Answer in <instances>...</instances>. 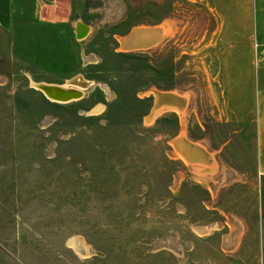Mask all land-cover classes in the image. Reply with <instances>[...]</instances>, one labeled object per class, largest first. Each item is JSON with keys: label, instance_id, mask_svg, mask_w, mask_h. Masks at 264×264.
<instances>
[{"label": "rangeland", "instance_id": "374dc122", "mask_svg": "<svg viewBox=\"0 0 264 264\" xmlns=\"http://www.w3.org/2000/svg\"><path fill=\"white\" fill-rule=\"evenodd\" d=\"M13 4L0 24V264H257L264 220L255 191L235 184L264 177L221 179L218 164L208 177L173 141L184 135L197 153L202 136L216 146L218 130L227 134L218 118L233 91L248 107L264 32L232 30L202 0ZM167 21L175 32L156 46L120 48L133 28ZM78 75L94 84L68 102L34 84ZM153 86L186 93L185 114L166 108L147 122L155 96L142 92Z\"/></svg>", "mask_w": 264, "mask_h": 264}, {"label": "crops", "instance_id": "0c3cea01", "mask_svg": "<svg viewBox=\"0 0 264 264\" xmlns=\"http://www.w3.org/2000/svg\"><path fill=\"white\" fill-rule=\"evenodd\" d=\"M202 2L205 5L208 4L207 9L210 15L216 17L228 15L229 18L231 17V29L234 31L256 30L264 32V0H202ZM13 7V0H0V24L7 25L11 23ZM219 24L213 28V31H219L215 43L218 46H225V37L220 33L225 29V26ZM84 26L80 27L82 33H84V30L87 32V27L85 26L84 29ZM223 61L224 59L218 56V62ZM237 87L238 83H234V90ZM247 88L251 97L248 107L245 108L246 113L241 106L240 94L233 91L229 99L230 103L233 104L232 108L227 112L225 111L224 117L218 118L219 126L223 127L227 134L222 136V131L218 130L217 145H214V138L202 136V141L206 144L203 154V170L207 172L205 175H208V177L215 170L217 164L221 179L230 180V176L247 173L255 174L256 177L259 176L260 178L264 177V70L250 72ZM247 113L249 117H244ZM234 184L235 182L226 183L225 185ZM235 186L240 189L255 191L252 198H250V204L251 207L259 209L256 215L260 217L259 221L262 222L264 220L262 217L264 184L244 182L243 184H235ZM212 187L213 183L205 186L209 195H211ZM239 197V199H245L244 195ZM235 198H237V195H235ZM239 221L248 222L249 220L241 217ZM258 235L261 241L254 256L257 258V264H264V233L261 232Z\"/></svg>", "mask_w": 264, "mask_h": 264}, {"label": "bare ground", "instance_id": "6f19581e", "mask_svg": "<svg viewBox=\"0 0 264 264\" xmlns=\"http://www.w3.org/2000/svg\"><path fill=\"white\" fill-rule=\"evenodd\" d=\"M148 27H152V28L159 27V29L143 30L141 32H138L134 36L130 37L128 40V43L130 46H132V48H129L127 50H140V49L142 50V47L139 48V46H143V45L152 44V43L157 42L154 45V46H156L167 35L168 36L172 35L175 32V27L171 23V21H167L166 24H162V25H154V26H145V25L143 26V25H141V26H137L136 28H148ZM127 38H128V36H127ZM145 49H149V48H145ZM90 83H93V82L86 79L83 75H78V76L72 78L70 82L63 84V85L43 82V83L37 84L36 86L41 88L44 91H46L47 88H50L52 91L51 93L54 97L55 96L58 97V95H60L62 97H68L69 98L74 94L82 96L83 90L81 87L89 86ZM161 91L163 92V95L165 97H167V102L163 101V104L160 106L159 111L166 109V108H174L177 111H179L181 114H185V111H186L188 104H189V96L186 93L182 94L179 91H174V90H172V91L161 90ZM60 98H56V100L60 101V102L61 101L66 102L64 100H61ZM78 98L79 97L70 98L68 101L78 99ZM198 151H199V149H198ZM202 151L196 153L197 154L196 156H198V157L202 156L201 159L204 156L203 153H204L205 149ZM198 153H200V154L198 155ZM201 153H202V155H201Z\"/></svg>", "mask_w": 264, "mask_h": 264}, {"label": "water", "instance_id": "95a60500", "mask_svg": "<svg viewBox=\"0 0 264 264\" xmlns=\"http://www.w3.org/2000/svg\"><path fill=\"white\" fill-rule=\"evenodd\" d=\"M136 28V27H135ZM133 28L127 35L123 36V37H120L119 38V42H120V48L123 49V50H127L129 48H132V46L129 45L128 43V40L130 37L134 36L135 34H137L138 32H141L143 30H150V29H159V27H156V28H152V27H148V28ZM135 29V30H134ZM128 36V38H127ZM127 38V39H126ZM157 42L155 43H152V44H147V45H143V46H139V48L142 47V49H145V48H152L154 47V45L156 44ZM130 51V50H129ZM40 83V82H39ZM39 83H34V84H39ZM94 84L93 83H90V85ZM162 89H159L158 87L156 86H153L151 88H149L148 91H144L142 92V94H145V93H148V92H151L154 94L155 96V102H154V106L152 108V111L150 112V114L146 117V121L147 122H151L152 120H154V118L159 114V108L160 106L163 104V101H166L167 102V97H165L163 95V92L161 91ZM44 91V90H43ZM49 97H51L52 99L56 100V98H60L61 100H64L66 102H68V100L70 98H76V97H79L81 95H72L71 97H62L60 95H58V97H54L52 95V91L50 88H47L46 91H44ZM83 96V95H82ZM165 97V98H164ZM103 106V107H102ZM104 108V105L103 104H99L97 106H95L94 108H92L89 113L90 114H94L98 111H101L102 109ZM175 146L178 147V149L180 150V152L183 153V155L185 156V158L187 160H189L190 162H203V159H201L200 157L198 158V156H196V153L194 151V148L196 149H200V146L197 145V144H192L190 143L191 141L189 139H187L184 135H179L178 137H176V139L173 141Z\"/></svg>", "mask_w": 264, "mask_h": 264}, {"label": "built area", "instance_id": "2783aa9c", "mask_svg": "<svg viewBox=\"0 0 264 264\" xmlns=\"http://www.w3.org/2000/svg\"><path fill=\"white\" fill-rule=\"evenodd\" d=\"M255 47L261 50V53L264 54V40L260 41L259 39H255Z\"/></svg>", "mask_w": 264, "mask_h": 264}]
</instances>
